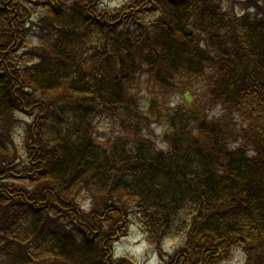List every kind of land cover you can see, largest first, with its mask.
Wrapping results in <instances>:
<instances>
[{
  "label": "trees",
  "instance_id": "16d2710c",
  "mask_svg": "<svg viewBox=\"0 0 264 264\" xmlns=\"http://www.w3.org/2000/svg\"><path fill=\"white\" fill-rule=\"evenodd\" d=\"M141 74H206L218 114ZM131 224L161 264H264V0H0V264H135Z\"/></svg>",
  "mask_w": 264,
  "mask_h": 264
},
{
  "label": "rangeland",
  "instance_id": "374dc122",
  "mask_svg": "<svg viewBox=\"0 0 264 264\" xmlns=\"http://www.w3.org/2000/svg\"><path fill=\"white\" fill-rule=\"evenodd\" d=\"M104 4L110 7H116L121 4L123 0H103ZM177 87L172 90H166L154 83L146 74H141L135 82L134 92L140 98L141 104L144 100L153 101L157 107H164L167 104L169 106L173 104H187L191 106L203 105L207 110L208 116L218 114V110L209 102L206 74H201L197 77H180L177 79ZM163 109V108H162ZM162 109H159L163 111ZM17 117L20 119L19 126L24 124V120L28 119V116L19 114ZM94 129L96 136L99 140L106 142L114 137L118 126L115 120L112 118L98 117L94 121ZM19 128L15 131L18 132ZM165 128L160 119L157 118V122L150 124L149 130H144V133L152 138L157 145H163L162 134ZM18 137H16L17 139ZM176 240L172 237H167L163 242V251H171V246ZM166 253H162V256H166ZM113 254L115 257L124 256L130 258L135 264H161L159 254L155 252L152 247L149 246L145 239L143 231L135 224H131L127 233L119 237L113 244ZM224 264H245L244 256L238 250H234Z\"/></svg>",
  "mask_w": 264,
  "mask_h": 264
}]
</instances>
